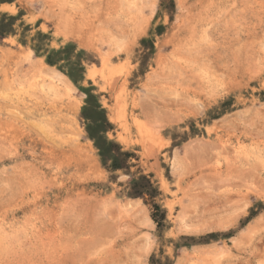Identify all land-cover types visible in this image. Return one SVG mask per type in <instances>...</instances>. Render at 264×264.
Returning a JSON list of instances; mask_svg holds the SVG:
<instances>
[{"label":"rangeland","instance_id":"obj_1","mask_svg":"<svg viewBox=\"0 0 264 264\" xmlns=\"http://www.w3.org/2000/svg\"><path fill=\"white\" fill-rule=\"evenodd\" d=\"M0 264H264V0H0Z\"/></svg>","mask_w":264,"mask_h":264},{"label":"trees","instance_id":"obj_2","mask_svg":"<svg viewBox=\"0 0 264 264\" xmlns=\"http://www.w3.org/2000/svg\"><path fill=\"white\" fill-rule=\"evenodd\" d=\"M120 156H124L125 158L129 156V153H120ZM124 164H120L118 162H113L111 167L114 169L122 168ZM151 190V184L150 181L146 176H141L138 178L137 181H134L132 184V190L130 192V195L132 196H142L145 191ZM155 207H157L155 205Z\"/></svg>","mask_w":264,"mask_h":264}]
</instances>
